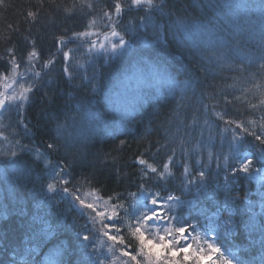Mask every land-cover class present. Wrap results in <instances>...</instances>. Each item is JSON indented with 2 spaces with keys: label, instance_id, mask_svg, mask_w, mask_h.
<instances>
[{
  "label": "trees",
  "instance_id": "16d2710c",
  "mask_svg": "<svg viewBox=\"0 0 264 264\" xmlns=\"http://www.w3.org/2000/svg\"><path fill=\"white\" fill-rule=\"evenodd\" d=\"M113 32L128 44L71 74L77 35ZM15 70L25 89L0 111V150L18 147L0 151V264H98L87 218L55 184L121 205L112 226L131 251L125 197L151 186L190 198L185 223L233 198L231 244L264 250V182L238 167L246 150L264 167V0H0V85Z\"/></svg>",
  "mask_w": 264,
  "mask_h": 264
},
{
  "label": "rangeland",
  "instance_id": "374dc122",
  "mask_svg": "<svg viewBox=\"0 0 264 264\" xmlns=\"http://www.w3.org/2000/svg\"><path fill=\"white\" fill-rule=\"evenodd\" d=\"M141 2L135 1L133 5L142 4ZM143 3L146 2L143 1ZM98 40L97 43L93 40L83 46L77 56L76 54L73 56L64 55L66 67L68 66L69 70L73 71L76 67L82 68L86 64L92 66L95 64L97 54L113 53L123 49L128 44L115 32L101 35ZM79 57L82 58L80 59ZM38 73V70H36L33 71L32 75L40 76ZM73 73L74 71L71 74ZM21 74L22 72L15 70L2 80L3 82L0 85V111L11 98L18 99L21 97V90L25 89V84L18 81V78L23 77ZM69 77L71 78V75ZM82 78L87 77L83 75ZM90 78L93 80L95 76ZM135 79L137 81L143 80L141 78L137 79V77ZM6 112H3V114H6ZM6 124L10 127V123L5 122L2 124L0 122V129L5 127ZM11 134H13V130H8L6 135L11 137ZM7 143L9 145L8 141ZM10 146H5L1 149V153H4L9 158L15 154L13 151L18 149L17 146L12 148ZM258 153H260V158L264 160V151H259ZM249 160L250 157L243 156L240 158L238 167L242 168V171L250 170L252 164H249ZM252 169H256V167H252ZM254 174L256 181H264V167L254 171ZM51 186V189H55L52 184ZM55 186L63 191L69 202L76 208L75 210L87 218L91 232L87 237H83V243L88 249L95 250V254L100 259V264H224L221 257H223V251L225 250L223 248L218 249L216 251L217 256H210V247L215 240L222 236L221 232H223L224 236L232 233L234 225H232V219H230L229 215L222 217V213H213L207 218L208 221L205 226L208 234L211 233V238L209 237L208 239L213 242L210 240L203 243L195 241L193 246H191L193 247L192 254L185 250L186 247L177 246L182 243L188 247L185 241L189 240L191 242V235L194 234L193 230L177 227L173 224L174 221L172 222L173 213L175 212L174 206H177L179 199L171 195L160 197L156 194L150 196L147 193L140 192L135 196V203L138 202L137 200L141 202V200L147 199L146 203L149 204L150 209L137 214L133 210L137 208H134L135 206L133 208L130 207L135 215L132 216L133 220L129 221V223L131 227L135 225L133 227L134 230L131 229L137 236L138 244H140L139 249L131 251V249L124 246L118 230L112 226L113 223L118 221L119 212L122 209L121 205L111 203L110 200L104 199L86 188L70 195L62 184H55ZM141 209L144 210L143 208ZM33 223L38 225L37 221H33ZM91 246L94 248H91Z\"/></svg>",
  "mask_w": 264,
  "mask_h": 264
}]
</instances>
